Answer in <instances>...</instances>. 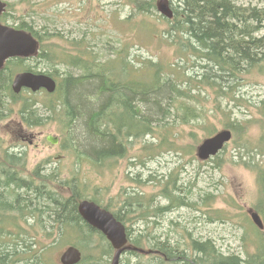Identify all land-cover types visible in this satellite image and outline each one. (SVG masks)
<instances>
[{"label": "trees", "instance_id": "1", "mask_svg": "<svg viewBox=\"0 0 264 264\" xmlns=\"http://www.w3.org/2000/svg\"><path fill=\"white\" fill-rule=\"evenodd\" d=\"M23 1L31 3V0ZM169 1L173 15L170 19L158 15L157 17L164 21L165 28L155 31L160 42L174 46L176 58L168 63L151 58L144 61L142 58L139 66H135L133 62L127 60L125 47L113 50L112 59L109 56L100 58L99 52L89 44L80 42L76 47L68 39L64 40L68 45L47 42L48 37L56 34L49 35L46 26L35 30L23 19L17 22L15 27L31 32L38 39L39 47L35 56L11 58L0 69V120L13 113L14 118L26 127L41 126L48 120L54 121L57 124L62 150L66 153L64 156L73 163L69 169L70 175L73 176L71 180L68 178L59 180V175L65 174L63 169L47 171V166L41 163L33 170L27 169L25 177H18L16 156L9 154L12 151L10 148L0 146V161L6 163V173L0 175V193L6 197L2 198L6 201L0 204V228L3 235L11 234L8 230L5 231L6 222L12 227H18L19 230L20 219L24 220L26 225L38 227L34 220L33 223H29L28 219L39 212L45 215V211H48L45 222L55 221L62 231L66 225L67 229L74 232L72 236L76 234L75 237L69 234L68 241L78 246L84 253L78 264H107L112 252L110 244L98 230L86 224L77 212V202L86 196L85 187H88L86 184L89 185V181L81 177L82 165L86 164L87 167L99 171L113 159L124 157L128 138L152 133L155 126L150 120L160 119L162 107L166 109L163 116L172 114L173 121L176 122L178 119L180 124L191 122L196 125L206 124L204 113L209 110L199 104L197 96H200V89L204 94L210 92L214 97L213 102L220 103L218 106H211V112L220 108L221 100L231 101L233 105L242 100L232 92V86L224 81L223 76L241 79L253 69L263 67L264 7L240 6L232 0ZM155 2L156 0H130L133 8L142 14L152 13ZM33 61L36 62V66ZM40 63L51 69L44 71L45 73L57 79V88L52 94L43 92L46 96L41 103V106L46 108L44 112L36 106L35 97H23L22 93L15 94L11 90V81L16 72L21 70L36 72ZM188 63L199 67L200 72L189 75L191 72L181 68ZM60 66L66 69L60 72ZM73 68L78 72L69 71ZM133 72L135 76L139 74L140 76L133 77ZM143 77L151 79V82L140 80ZM193 90L197 91L193 94ZM256 103L254 109L261 121L260 135L255 143L243 139L241 147L243 150L248 148L255 150V154L260 156L256 161H250L249 157L248 161L243 163L255 172L258 197L262 200L264 97ZM9 104L17 106H8ZM221 109L225 115H230L225 112L224 106H221ZM230 109L232 110L231 107ZM226 121L225 127L234 133L243 134L248 128L244 124L236 127L237 122ZM156 127L164 130L160 144L169 141L166 133L169 131V123H162ZM190 135L194 133L191 132ZM217 158L218 156L213 160L217 161ZM165 191L168 192H163L162 195L168 199L171 190ZM97 194L99 193H96L92 200L110 209L109 203H105L101 197L96 196ZM128 196L130 197L127 204L135 203L137 207H142V203H138L142 200L145 203L144 209L133 211L132 208L130 212H123V207H120L113 211V215L122 223H128L126 234L129 243L135 246L147 243L149 249L159 253L146 255L145 264H264V252L261 254L259 251L263 248L261 244L264 242L261 238L257 251L242 259L238 254H222L210 238L203 240L190 238V241L181 243L178 240L169 241L168 236L164 240H154L152 234L138 232L134 235L130 215L137 212L138 216L148 218L154 216L155 211L161 208L151 206L153 202L151 196L143 198L139 192L133 191L129 192ZM172 198L175 201L172 204L176 207L194 205L186 201L185 196L177 194ZM169 202L171 204V199ZM32 210L39 212L32 213ZM8 211L13 212L11 219L5 215ZM15 213L19 216H15ZM77 234L79 238L76 242ZM28 237H33V241L29 242L27 238L18 239L20 245H16L17 241L14 244H0L3 245L0 246V254L6 255L10 252L11 246L27 248L29 251L37 244L40 245L39 249L46 250L50 247L38 242L36 232L29 233ZM125 253L143 256L135 251ZM5 262L0 260V264ZM21 264H32V261Z\"/></svg>", "mask_w": 264, "mask_h": 264}, {"label": "rangeland", "instance_id": "2", "mask_svg": "<svg viewBox=\"0 0 264 264\" xmlns=\"http://www.w3.org/2000/svg\"><path fill=\"white\" fill-rule=\"evenodd\" d=\"M3 1L7 2L5 18L9 24L23 19L35 30L46 26L49 35L56 34V36L48 37L47 42L68 45V42L64 41L68 39L76 47L80 42L89 44L99 52L100 58L109 56L111 59L114 58L111 53L113 50H119V48L121 50L125 47L127 60L133 62L135 66H139L142 58L144 61L146 58H151L162 63H168L176 58L174 46L160 42L155 35L156 30L165 28L164 21L157 17L160 15L159 12L156 9L150 14L137 12L130 0H31V3L19 0ZM232 1L240 6L264 7V0ZM33 62L36 66V62ZM181 68L192 73L189 75L200 72L199 67L192 66V63L184 64ZM64 69L66 68L60 66L59 71L63 72ZM38 70L51 69L40 63ZM69 71L78 72L75 68ZM132 75L137 78L140 76V74L135 76V72ZM223 78L232 86V92L242 98L234 105L231 101L221 100V106H224L225 112L230 113L229 116L224 114L221 106L218 110L211 112V106L215 107L220 103L213 102V95L210 92L204 94L201 89L200 96L197 97L199 104L206 106L209 110L204 113L206 124L196 125L192 122L180 124L178 119L176 122L173 121L172 114L163 116L166 109L162 107L160 119L150 120L155 126L152 133L128 138L127 152L124 157L113 159L99 171L87 167L86 164L82 165L81 177L89 181V185L85 183L88 187H85L84 198L94 199L95 194L99 193L96 196L101 197L105 203H109L108 210L111 212L120 207H123V212H130L132 208L133 211L144 209L145 203L142 200L138 201L140 199L137 201L142 203V207L138 205L141 208L135 203L127 204L129 197L132 196L127 197L128 193L139 192L143 198L151 196L153 200L151 206L154 208L158 206L161 209L148 218L138 216L137 212L131 214L133 222L131 229L134 235L138 232L152 234L154 240H164L168 236L169 241L178 240L181 243L190 241V238L202 240L210 238L222 254L234 253L243 259L246 255L255 253L260 238L264 239V226L262 229L257 228L251 221L248 211L256 210L264 225V196L262 195L263 199L259 200L255 172L243 162L248 161L249 157L250 161H256L260 159V156L250 148L243 150L241 144L243 139L255 143L260 135L261 121L255 112L254 105L264 97V60L263 67L253 69L241 79L229 76H223ZM140 80L151 82V79L144 77ZM196 91L193 90V94ZM34 94L33 96L27 90L22 93L23 97H35L36 106L41 108V111H46L45 106H41L46 97L44 93L41 91ZM226 120L237 122L236 127L243 124L247 126L246 134L233 132L232 140L218 154L217 161L213 160L215 156L205 161L199 160L196 157L198 144L204 137L223 129L226 126ZM162 123H169L170 126L169 131H166L169 141H165L164 144H160L164 130L156 127ZM206 129L209 131H205ZM57 130V124L51 120L41 126H23L12 113L0 120V146L22 152L17 153L16 156L22 158L24 155L26 169L33 170L37 164L42 163L48 166L47 171L55 168L63 169L66 175H59V180L67 178L71 180L73 175H70L69 169L73 163L64 156L66 153L62 150L61 144L52 145L45 140L46 135L58 136ZM19 131H23L21 134L24 133V140L18 136ZM191 132L194 135H190ZM32 134L36 137L29 144L28 139ZM165 189L171 190L169 191L171 196L168 193V199L162 195L163 192H168ZM20 192L26 195L23 191ZM177 194L185 196V200L194 205L176 207L172 204L175 202L172 197ZM168 206L171 208H167ZM47 212L45 211V215L36 214L28 219L29 223H33L34 220L38 227L26 225L23 222L24 229L21 228L20 234L16 237L5 234L0 237V244L12 243L11 240L14 239L17 240L16 245H20L16 238L22 234L36 232L38 242L50 247L46 250L39 249L40 245L37 244L34 249L32 248V252L38 254L37 251H39L42 258L41 264H58L61 251L67 245L73 244L68 240L69 234L72 236L74 232L67 229L66 225L62 231L53 220L49 223L45 222V217H48ZM46 233L52 234L48 236ZM75 236L76 234L72 237ZM27 238L29 242L33 241V237L28 236L21 239L27 240ZM78 238L77 234L76 242ZM263 244L264 242L261 246L264 248ZM140 247L147 249L148 244L144 243ZM263 248L259 250L261 254L264 252ZM82 254H84L83 251ZM110 257L111 255L107 264ZM146 258V255L123 253L120 264H145ZM28 261L25 260V262Z\"/></svg>", "mask_w": 264, "mask_h": 264}, {"label": "water", "instance_id": "3", "mask_svg": "<svg viewBox=\"0 0 264 264\" xmlns=\"http://www.w3.org/2000/svg\"><path fill=\"white\" fill-rule=\"evenodd\" d=\"M156 7L160 14L168 18L172 16L168 0H157ZM2 8L3 4L0 1V12ZM37 47V40L31 33L0 24V69L9 58L33 56L37 51ZM22 88H28L33 92L43 88L51 93L56 89V83L53 78L46 74L23 71L16 73L11 82V89L14 93L20 92ZM230 137L231 131L223 129L212 137L204 139L197 147V157L206 160L215 155ZM46 140L52 144L58 141L57 137L50 135L46 137ZM77 211L88 225L106 236L115 249L111 264H118L121 252L126 248H130L126 246L127 239L124 226L109 211L90 200H81L77 205ZM251 219L259 228H263L262 221L257 213L251 212ZM134 249L143 251L137 248ZM80 258L81 252L78 248L68 246L61 253L59 260L61 264H76L80 261Z\"/></svg>", "mask_w": 264, "mask_h": 264}, {"label": "flooded vegetation", "instance_id": "4", "mask_svg": "<svg viewBox=\"0 0 264 264\" xmlns=\"http://www.w3.org/2000/svg\"><path fill=\"white\" fill-rule=\"evenodd\" d=\"M8 106H11V105L9 104ZM21 132H23V131H19V133H17V134L20 137V139L23 140L25 138V135H24V133L21 134ZM17 153H20V152H16V151H10L9 152V154H14L15 156H16ZM2 155H5V154H2ZM19 164L22 166L21 168L18 166ZM5 165H6V163H3V162L0 161V175H2V174L5 175V173H6ZM16 166H17L16 170L18 171V177H25V175H27V169H26V165H25V158H18L16 156ZM4 196H5V194L0 193V200L2 198H4ZM2 203L3 202L0 201V204H2ZM24 206H25V208L28 211H30L28 209V207H26V205H24ZM27 210H25L26 215H28ZM32 211H33L32 213H38L39 212V210L38 211L37 210H32ZM14 215L15 216H19V214H17V213H15ZM39 215L41 216L42 214L40 213ZM42 225H44V224L42 223ZM2 236H3V232H2V230L0 228V237H2ZM26 236H28V235L27 234H22L21 236H19L16 239H21V238H24ZM11 241H12V243H7V244H14L17 240L12 239ZM40 256H41L40 253L35 254L34 252H32V249H31V251H29L28 249H19L18 247L15 248V247L11 246L10 252L6 253V255L3 254V253L0 254V260L1 261H6L4 264H19V262L20 263H22V262L24 263L26 259L29 260V261L30 260L32 261V259H33L32 264H41L42 258H40ZM29 257H32V258L29 259Z\"/></svg>", "mask_w": 264, "mask_h": 264}, {"label": "bare ground", "instance_id": "5", "mask_svg": "<svg viewBox=\"0 0 264 264\" xmlns=\"http://www.w3.org/2000/svg\"><path fill=\"white\" fill-rule=\"evenodd\" d=\"M27 249V248H26ZM25 251V250H24Z\"/></svg>", "mask_w": 264, "mask_h": 264}]
</instances>
